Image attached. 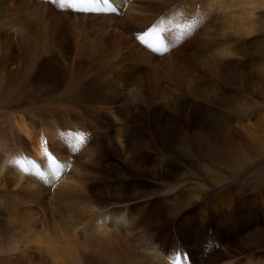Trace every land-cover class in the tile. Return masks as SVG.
<instances>
[{"label": "rangeland", "instance_id": "rangeland-1", "mask_svg": "<svg viewBox=\"0 0 264 264\" xmlns=\"http://www.w3.org/2000/svg\"><path fill=\"white\" fill-rule=\"evenodd\" d=\"M216 1L225 9L206 0H128L139 16L131 18L125 5L109 11L116 7L111 0L105 7L92 5L96 11L72 8L64 0H0V136L7 103L25 106L38 121L73 124L87 149L83 143L73 146L71 168L63 172L87 176L95 206L107 210L109 228L125 214L124 226L116 227L134 249L146 244L168 260L180 256L189 264H219L229 250L243 254L226 262L264 264V7L250 13L255 30L245 33L238 23L248 16L236 7L226 15L231 1ZM177 7V16L187 17L172 35L194 44L189 55L194 70L182 64L177 72L155 69L128 56L134 50L128 40L162 54L152 38L161 30L159 20ZM109 19L123 24V39L106 27ZM185 20L192 23L188 29ZM42 69L65 76L61 82L40 79ZM136 85L142 86L139 95L131 92ZM111 97L121 122L112 121L113 131L106 133L109 118L101 124L100 108ZM125 112L137 123L134 117L125 124L132 129L122 147L114 129ZM248 121L253 136L246 131ZM95 262L109 264L103 258Z\"/></svg>", "mask_w": 264, "mask_h": 264}, {"label": "bare ground", "instance_id": "bare-ground-1", "mask_svg": "<svg viewBox=\"0 0 264 264\" xmlns=\"http://www.w3.org/2000/svg\"><path fill=\"white\" fill-rule=\"evenodd\" d=\"M111 1L113 2V0ZM206 1H211V4L208 2L207 4L216 7L218 11L226 7V4H222L223 2L218 3L217 1L215 2V0ZM230 1L228 9L231 10L227 11L226 15L231 11L235 12L236 7L240 10L239 13H241V16H248L249 18L250 13H252L254 9L260 6L264 7V0ZM127 2L128 0H114L116 8L119 9L121 6L125 5L129 9L127 13L131 18L139 17L136 14H132L133 12L131 10L133 9L131 8H133V6L130 8V5L128 4V6L126 4ZM96 5V7H105L106 3L100 0ZM162 6L160 7L161 10H163ZM178 8L179 7L175 10L170 9L171 11L169 10V14L163 16V18L159 20V25L161 26L159 34H155L153 38L150 37L153 39L152 43L156 44L155 48L160 49L162 52V54H160L161 56L154 55L149 50L141 49L133 43L129 44V40L126 41V45L129 48L132 46L134 50H130L128 56L131 53L134 58L139 59L144 65H149L155 69L165 66L164 69L167 67L170 71L177 72L178 65L182 64L184 65V69L190 67L188 72H192L197 66L195 64V58H189L190 51L193 50L191 48L194 44L181 43L185 37L182 38L180 36L178 37V41H174V36L172 35V32H175V28L178 23H180L181 19H186L187 17L184 14L177 16L176 11H179ZM134 9H136L135 6ZM241 16L238 17L241 18ZM112 21L113 19H109L106 23V27L108 29L111 28V33H114L118 38H122L124 31V29H122L123 24L117 21L113 23ZM55 22L57 26L62 20L59 19ZM249 22L250 18L248 21L241 19L238 23V31H240V29H243L245 33L254 31L255 26ZM184 24L187 26V29L189 28L188 26L192 25L189 20L187 22L185 20ZM195 29H199L198 26H195L194 30ZM164 36H166V38ZM187 36H189L191 41H194L192 35L187 34ZM34 61L37 62L38 59H34ZM131 65H135V63ZM43 70L44 69L41 70L42 72L40 71L42 73V75L39 76L40 79H52L54 77L55 79H59V81L57 80L58 82H61L65 76L64 72L60 73L57 71L56 74H54V72L51 74ZM136 74L137 73H133L131 76L134 77ZM29 78L31 79L30 75ZM179 80L184 82L183 78ZM132 81L133 79L126 82L128 85H131ZM173 81V85L177 87V85H179L178 81ZM185 83L186 85L188 84L187 86H192L189 79H187ZM141 87V85H136V87H132L131 92H135L136 95H139V89ZM103 102L105 105L100 109H103L104 115L100 119V122L103 124V118L108 116L109 119L107 118L108 120L106 122L104 121L102 129L104 132L110 133V130L113 128L111 127L112 121L114 123L119 121L118 112L113 106L116 100L111 97L105 99ZM8 104L9 103L6 104L7 106L5 105L7 109L9 108L7 110L8 117L6 119L4 118L2 121L3 124H6L8 130L3 128V133L0 136V264H93V262L97 264L95 260L98 258L107 260L109 264H189L188 262L182 261L180 256H174L172 259L168 260L167 256L166 258L158 255V253L156 254V251L148 248L144 243L143 245L145 247L141 248L139 246V249L135 246L134 249L127 234L122 233L120 229L118 230L116 227L117 225L124 226L122 222H125V214H118L114 219L115 227L109 228L106 223L107 210L95 206V201L91 193H89L90 188L87 183V176H80L78 174H75L77 177H75L74 174L68 176L64 173L65 171L60 173L59 179L50 176V167L48 164L49 153L57 159V162L63 168H71L70 165L72 161H70V159L72 155H74L73 141L75 142V139L68 134H81L74 130L73 124H68V121L62 125H59V122L57 123L55 121H38L32 116V113L27 111V108L24 110L25 106H22L23 109H13L9 107ZM124 114L125 118L121 126H119V124V127L114 129L122 147H124V142L122 141L123 137L131 135L132 129L131 125L130 128L127 126L126 128L125 124H129L135 117L127 112ZM85 116L88 117V115ZM128 116L130 118H127ZM136 120L135 117L133 122L135 123ZM246 127L247 133L253 136L254 131L252 130L253 124L251 121H248ZM80 144H82V148L85 151L87 148L84 141ZM226 151H228V149ZM76 172L78 171H72V173ZM262 235H264V233H262ZM120 244H122L123 247ZM139 245L141 244L139 243ZM231 253L232 252L227 250V253L224 255H217L219 256L217 261H221L219 264H242L234 261L226 262L229 258L232 259L233 257L243 254V252L239 254ZM169 257L171 258V256ZM251 262L252 260L249 259L247 264H251Z\"/></svg>", "mask_w": 264, "mask_h": 264}, {"label": "snow or ice", "instance_id": "snow-or-ice-1", "mask_svg": "<svg viewBox=\"0 0 264 264\" xmlns=\"http://www.w3.org/2000/svg\"><path fill=\"white\" fill-rule=\"evenodd\" d=\"M99 2L100 0H64L65 4H68L72 8H77L81 11L99 10V9L92 7V5L99 3ZM103 2L107 4L109 3V0H103ZM108 10L111 12H116L117 8L113 6V7H110ZM139 39L143 41L145 44H148V40L145 38V36H140ZM68 135L75 139L74 147L75 149H78L80 146V143L83 140V134L82 133L81 134L69 133ZM48 164L50 167V173H49L50 176L55 177L56 179H59L60 173L63 171V167L57 162V159L54 156H52L50 153L48 154Z\"/></svg>", "mask_w": 264, "mask_h": 264}]
</instances>
